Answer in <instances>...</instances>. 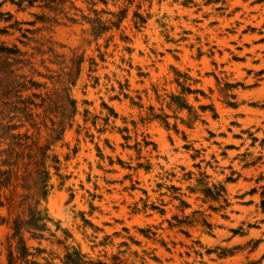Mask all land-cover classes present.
<instances>
[{
  "label": "rangeland",
  "instance_id": "rangeland-1",
  "mask_svg": "<svg viewBox=\"0 0 264 264\" xmlns=\"http://www.w3.org/2000/svg\"><path fill=\"white\" fill-rule=\"evenodd\" d=\"M0 264H264V0H0Z\"/></svg>",
  "mask_w": 264,
  "mask_h": 264
}]
</instances>
